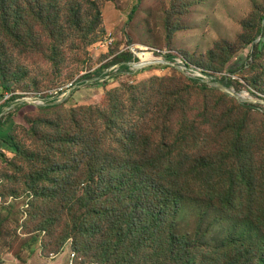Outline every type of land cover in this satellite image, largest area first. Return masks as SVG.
<instances>
[{"label": "trees", "instance_id": "16d2710c", "mask_svg": "<svg viewBox=\"0 0 264 264\" xmlns=\"http://www.w3.org/2000/svg\"><path fill=\"white\" fill-rule=\"evenodd\" d=\"M44 2L0 0V36L17 33L12 38L21 41L20 19L48 23L51 14L40 5ZM263 45H253L252 59L262 55ZM139 59L144 57L121 52L108 65L130 72V63ZM107 66L78 83L105 77ZM218 83L240 90L231 78ZM218 101L212 106L206 95L195 97L181 81L156 77L108 92L102 106L68 109L51 123L54 136L37 153L48 164H41L47 168L35 180L45 185L31 184L34 196L43 199L46 212L57 215L63 194L75 243L105 264H131L134 257H150L155 264L166 259L264 264V149L251 148L246 117L255 107ZM14 104V96L7 98L1 111ZM3 123L0 140L17 150L14 140L2 135ZM221 124L222 130L212 134ZM61 157L67 158L61 162ZM76 211H82L77 219Z\"/></svg>", "mask_w": 264, "mask_h": 264}, {"label": "rangeland", "instance_id": "374dc122", "mask_svg": "<svg viewBox=\"0 0 264 264\" xmlns=\"http://www.w3.org/2000/svg\"><path fill=\"white\" fill-rule=\"evenodd\" d=\"M44 1L40 5L51 14L48 23L20 19L16 26L23 31L21 41L12 38L17 33L5 31L0 36L2 135L10 136L18 148H8L0 140V264H32L34 258L45 262L59 256L69 263L73 252L76 264H105L75 243L68 225L70 205L63 194L57 215L46 212L43 199L34 196L31 184L48 164L37 153L54 136L51 123L72 107L102 106L108 92L143 85L156 77L170 78L191 87L195 97L206 95L212 106L222 98L228 104L254 106L246 115L251 148L263 151L264 45L258 59L250 53L254 44L264 42V0ZM121 52L144 59L131 62L130 72L119 73L118 65L108 64ZM106 66L105 77L78 83ZM195 70L205 73L202 83L208 87L191 82L197 78ZM224 77L238 82L240 90L218 87L216 82ZM11 96L18 104L1 111ZM53 103L59 108L44 109ZM22 104L24 108L15 112ZM62 158L64 162L67 157ZM35 185L45 184L39 180ZM81 215L82 211H76L75 218ZM131 264L155 263L150 257H134ZM165 264L181 263L166 259Z\"/></svg>", "mask_w": 264, "mask_h": 264}, {"label": "crops", "instance_id": "0c3cea01", "mask_svg": "<svg viewBox=\"0 0 264 264\" xmlns=\"http://www.w3.org/2000/svg\"><path fill=\"white\" fill-rule=\"evenodd\" d=\"M32 264H69L68 259L63 256L56 257L52 260H45V262L39 261L37 258H34Z\"/></svg>", "mask_w": 264, "mask_h": 264}, {"label": "built area", "instance_id": "2783aa9c", "mask_svg": "<svg viewBox=\"0 0 264 264\" xmlns=\"http://www.w3.org/2000/svg\"><path fill=\"white\" fill-rule=\"evenodd\" d=\"M195 71H196L195 74L197 75V78L196 79H200L203 82H205V79L207 78V76L205 75V73L203 71H200V70H199L200 72H197L198 70H195ZM75 258H77V257H76V254L73 252L71 254V257H70V260H69V264H76V263H74V261H76Z\"/></svg>", "mask_w": 264, "mask_h": 264}, {"label": "water", "instance_id": "95a60500", "mask_svg": "<svg viewBox=\"0 0 264 264\" xmlns=\"http://www.w3.org/2000/svg\"><path fill=\"white\" fill-rule=\"evenodd\" d=\"M216 84L218 85V87L224 88V89H228L227 87H225L224 85H221L220 83L216 82ZM217 87V86H216Z\"/></svg>", "mask_w": 264, "mask_h": 264}, {"label": "bare ground", "instance_id": "6f19581e", "mask_svg": "<svg viewBox=\"0 0 264 264\" xmlns=\"http://www.w3.org/2000/svg\"><path fill=\"white\" fill-rule=\"evenodd\" d=\"M196 72V71H195Z\"/></svg>", "mask_w": 264, "mask_h": 264}]
</instances>
